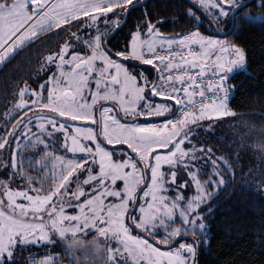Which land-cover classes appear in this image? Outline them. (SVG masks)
Here are the masks:
<instances>
[{"label": "snow or ice", "instance_id": "6c2138e0", "mask_svg": "<svg viewBox=\"0 0 264 264\" xmlns=\"http://www.w3.org/2000/svg\"><path fill=\"white\" fill-rule=\"evenodd\" d=\"M135 6L0 0V64L41 35L68 33L43 56L38 86L25 81L4 113L16 122L0 135V149L12 140L16 146L10 165H0V264H18L24 250L56 244L61 251L29 252L31 264H198L207 243L208 189L227 183L218 160L231 165L194 143V126L235 115L229 107L235 85L228 81L247 70L246 50L220 26L264 25V0H256V16L252 0H194L186 12L194 28L186 34L164 35L145 11L123 47L112 46ZM205 20L217 34L201 31ZM201 161L213 166L207 179ZM62 255L68 260L58 261Z\"/></svg>", "mask_w": 264, "mask_h": 264}, {"label": "trees", "instance_id": "16d2710c", "mask_svg": "<svg viewBox=\"0 0 264 264\" xmlns=\"http://www.w3.org/2000/svg\"><path fill=\"white\" fill-rule=\"evenodd\" d=\"M139 1L134 0L137 6L128 14L127 23L111 36L112 46L123 47L129 32L146 19L145 11L164 35L186 34L193 30L194 24L186 14L192 1ZM255 2L252 0L249 9L253 16L261 12L255 7ZM161 18L165 22L157 23ZM216 28L215 23L210 28L207 20L201 25L204 34H217ZM229 28L230 25H221L220 31L225 32ZM67 35L66 31L60 32L59 37L48 34L47 39L41 35L35 43L24 46L1 64L0 135L10 131L16 122L4 113L12 107L18 88L25 81L33 87L38 86L36 70L43 56L56 51ZM221 38L224 36L221 35ZM227 38L246 50L247 70L235 71L228 81L229 85H235L229 99V107L235 115L214 117L209 124L212 131L208 134L207 142L215 152L227 159L231 169L218 161V170L227 183L219 187L203 208L208 225L207 243L199 249L198 264H264V148L258 147L264 144V25L239 22L227 33ZM40 76L43 79L45 74L41 73ZM22 131L21 127L15 134L20 135ZM60 136L57 142L61 141ZM15 146L16 141L12 140L10 147L0 149V154L5 150L10 152ZM21 151H27V155L34 154L33 150L23 147ZM54 151L63 154L58 147ZM0 158L5 160L7 156L0 155ZM24 165H28L27 157ZM207 176L208 170L201 178L207 179ZM45 250L49 251L48 248ZM51 251H61V245L56 244ZM65 256H59L57 260L68 259Z\"/></svg>", "mask_w": 264, "mask_h": 264}, {"label": "rangeland", "instance_id": "374dc122", "mask_svg": "<svg viewBox=\"0 0 264 264\" xmlns=\"http://www.w3.org/2000/svg\"><path fill=\"white\" fill-rule=\"evenodd\" d=\"M190 1L194 2V0H190ZM101 24H102L101 27H103V23H101ZM206 35H209V34H206ZM0 66H1V64H0ZM156 100L159 101L160 98L157 97ZM141 119L143 120L145 118H141ZM147 119H148L149 122H160V119L161 118L150 117V118H147ZM89 123L90 122H83V121L77 122V124H79L81 126H83L85 124H89ZM209 124H210V121L205 120L203 122H200V124L198 126H194V134H195V141H194V143L204 144L205 146L210 147L209 144H208V142H207V140H208V134H209V132L212 131V129L209 127ZM35 131H36V129H35ZM60 138H61V141H62L63 135L60 136ZM57 147L60 148L59 147V142H57ZM52 150L53 149H49V151H52ZM3 152H4V154H3ZM56 153L57 154H60L58 152H56ZM0 155L2 157H4V156L6 157L7 156V158L5 160L3 158H0V165H2L4 162H8L9 165H10V161H11V151L10 152H9V150H8V152L6 150L5 151H2V153ZM219 157H221V156L217 152H215L213 150L212 158L213 159H218ZM208 163L207 164H204V162L201 161V166L204 167V168H206L208 170V174H210L213 171V166L210 165L211 164L210 161ZM222 163H223V161H222ZM9 171H11L10 166H9ZM2 174H3V169H2V167H0V175H2ZM217 179H219V177H217ZM220 186L221 185H219V187ZM210 187H211V189H210ZM210 187H209L210 190L208 189V191L210 193V198L206 200V205L205 206H207V204L210 202L211 197L213 196V194L217 193V191L219 189V187H217L216 185H212ZM92 235H94V233ZM92 235H89L87 237V239L88 240H91L92 239ZM47 248H48L49 251L45 250L46 248H39V247H33L31 249L24 250L22 252V254L20 256H18V264H24L25 262H26L25 264H31L30 260L28 259V257H29V253L28 252H31V253H33L35 255H38L39 257H42L43 255L49 254L50 252H52L51 249L53 247L51 245H49ZM65 257L68 258L67 255ZM64 261H67V260H64Z\"/></svg>", "mask_w": 264, "mask_h": 264}, {"label": "water", "instance_id": "95a60500", "mask_svg": "<svg viewBox=\"0 0 264 264\" xmlns=\"http://www.w3.org/2000/svg\"><path fill=\"white\" fill-rule=\"evenodd\" d=\"M143 1H145V0H140L139 2L141 3V2H143ZM232 28H233V25H230V28H229V30H228V31H226V32L228 33L229 31H231V30H232ZM220 33H223V31H220Z\"/></svg>", "mask_w": 264, "mask_h": 264}, {"label": "flooded vegetation", "instance_id": "af4514ba", "mask_svg": "<svg viewBox=\"0 0 264 264\" xmlns=\"http://www.w3.org/2000/svg\"><path fill=\"white\" fill-rule=\"evenodd\" d=\"M145 66H147V65H145ZM145 66H144V67H145ZM147 67H151V66H147ZM66 260H68V259H66Z\"/></svg>", "mask_w": 264, "mask_h": 264}, {"label": "built area", "instance_id": "2783aa9c", "mask_svg": "<svg viewBox=\"0 0 264 264\" xmlns=\"http://www.w3.org/2000/svg\"><path fill=\"white\" fill-rule=\"evenodd\" d=\"M231 94H232V92H231ZM231 94H230V95H231Z\"/></svg>", "mask_w": 264, "mask_h": 264}]
</instances>
